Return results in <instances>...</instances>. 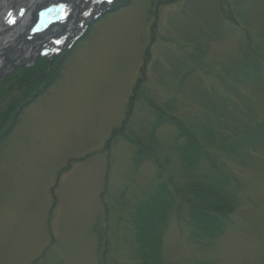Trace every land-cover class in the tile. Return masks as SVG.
I'll return each instance as SVG.
<instances>
[{"label": "rangeland", "instance_id": "374dc122", "mask_svg": "<svg viewBox=\"0 0 264 264\" xmlns=\"http://www.w3.org/2000/svg\"><path fill=\"white\" fill-rule=\"evenodd\" d=\"M110 8L36 91L0 96V113L19 98L25 107L0 130V264H138L134 217L159 166L178 185L189 177L176 119L198 143L213 140L217 166L201 156L198 167L226 179L236 209L211 241L194 237L186 209L173 210L163 264H264V0ZM23 63L32 61L0 65V89ZM158 108L169 113L155 126Z\"/></svg>", "mask_w": 264, "mask_h": 264}, {"label": "trees", "instance_id": "16d2710c", "mask_svg": "<svg viewBox=\"0 0 264 264\" xmlns=\"http://www.w3.org/2000/svg\"><path fill=\"white\" fill-rule=\"evenodd\" d=\"M259 52L260 50H255L257 55L261 54ZM57 59L59 60L57 62L61 61L59 57ZM56 60L51 62L47 59H40L34 66L20 71L15 77H11L14 79V83L10 86L3 85L1 87L0 96L4 97L7 92L15 89L14 86L23 90L22 92L25 95L36 91L38 84H41L44 79H48L52 75L51 71L58 68L59 63ZM19 99L13 100L11 106L5 112L0 113V130L8 119L11 120V125L14 124L22 109L25 108L20 103L22 98ZM158 109V120L155 126L164 124L166 122L165 115L169 113L162 108ZM172 117L169 116L170 121H172ZM176 120L173 123L179 127V136L187 138V145L183 151L185 161H187L190 168L189 177L185 184L178 185L168 175L165 176L164 170L159 166L158 178L160 183L152 194L139 205L134 217L138 229V258L140 260L138 264H163V234L168 225L170 213L173 210H179L178 212L181 213L182 208L186 209L189 221L196 228L194 237L211 241L225 234L227 228L232 224V216L236 209L233 194L227 192L226 179L213 183L208 176H203L200 173L198 165L201 156L217 166L213 161V156L210 155L207 149V146L213 140L208 137L207 141L204 142L205 144L198 143L199 141L193 137L192 133L186 130L183 122ZM206 134L208 133L206 132ZM237 136H239L238 141L242 138L238 142L239 146L244 142L246 135L241 130L236 132L235 137ZM224 147L220 150L232 156V150L230 149L232 146L225 145ZM137 153L143 154L141 149ZM143 156L151 158L152 155L145 153ZM232 158L234 157L232 156ZM222 171L225 173V170Z\"/></svg>", "mask_w": 264, "mask_h": 264}, {"label": "bare ground", "instance_id": "6f19581e", "mask_svg": "<svg viewBox=\"0 0 264 264\" xmlns=\"http://www.w3.org/2000/svg\"><path fill=\"white\" fill-rule=\"evenodd\" d=\"M67 1L69 5H72L77 0ZM51 3L52 0H4L0 2V65L7 60L18 59L19 56L29 57L28 61L35 58V52L44 37L40 41L39 39L30 40V38L18 39L17 34L26 27L23 25L24 19L31 16L38 5Z\"/></svg>", "mask_w": 264, "mask_h": 264}, {"label": "water", "instance_id": "95a60500", "mask_svg": "<svg viewBox=\"0 0 264 264\" xmlns=\"http://www.w3.org/2000/svg\"><path fill=\"white\" fill-rule=\"evenodd\" d=\"M38 8H39V6H37V9H38ZM36 16H37V14H36ZM43 16H44V15H43ZM43 16H41V17L43 18ZM38 19H40V18H38ZM26 20H27V18L24 19V22H25ZM37 22H38L37 20L34 21V23H37ZM34 23H33V24H34ZM33 24H32V25H33Z\"/></svg>", "mask_w": 264, "mask_h": 264}]
</instances>
